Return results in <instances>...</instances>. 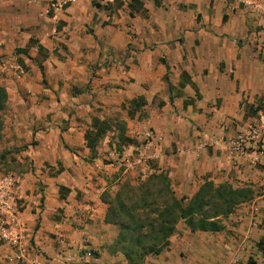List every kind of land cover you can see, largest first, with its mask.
Here are the masks:
<instances>
[{"label":"crops","instance_id":"crops-1","mask_svg":"<svg viewBox=\"0 0 264 264\" xmlns=\"http://www.w3.org/2000/svg\"><path fill=\"white\" fill-rule=\"evenodd\" d=\"M47 2L0 0V84L7 90L2 133L11 144H28L21 155L36 167L18 176L22 258L0 240V264L126 263L119 227L105 221L109 176L81 159L98 161L84 134L94 120L106 121L109 129L95 147L105 151L102 144L117 133L109 115L124 105V134L137 140L124 143L167 174L175 194L191 197L205 179L249 185L254 195L264 190L256 152L238 155L230 144L239 129L264 120V14L233 0L100 6L76 0L55 21L41 14ZM139 96L147 115L139 118L136 110L130 117L129 102ZM38 178L45 183L43 203ZM260 205L258 226L251 224L250 200L210 234L191 232L182 220L169 244L146 262L264 264Z\"/></svg>","mask_w":264,"mask_h":264},{"label":"rangeland","instance_id":"rangeland-1","mask_svg":"<svg viewBox=\"0 0 264 264\" xmlns=\"http://www.w3.org/2000/svg\"><path fill=\"white\" fill-rule=\"evenodd\" d=\"M126 110L127 108L124 105L121 107V111L115 112L116 115H109L111 125L117 127L114 130H117V133L114 138L113 136H109L107 138L109 141H105V145L102 144L105 151L99 152V148L95 149L96 153L94 154L99 157L98 161L94 162L90 155H81V159L83 160V166L88 168L93 167L100 174L109 176L108 181L110 186L103 192V199L110 203L115 211L118 210L120 205L123 206V210L121 212L118 211L119 219L129 224L130 228L124 232L125 240L120 241V244L123 246L124 252L130 251L129 254L132 258L130 261L126 259L125 264H146V258L150 254H143L141 247L148 244H161L163 239H161V235L157 229L162 220L166 219L165 216L160 214L163 206L169 200V192L165 187L166 181L158 175L161 171H158L156 164L141 156L140 150L132 149L126 143L119 140L118 136L120 132L126 133L129 129L126 126V121L121 116L126 113ZM138 112L139 118H145L147 115L143 109H138ZM61 126L63 127L64 123ZM7 127H10L9 123ZM17 140L19 138L15 141ZM144 140H146L144 137L138 139L140 143H144ZM10 141L9 133H2L0 137V152L9 151V153L6 154L4 159L0 160V175L11 173L18 177L29 170L33 171L36 168L33 161L30 157L21 155V151H23L21 148L24 145L28 147V144L19 143L15 145L11 144ZM35 143L36 141L32 139L29 145H35ZM161 174L168 178L167 174L163 171ZM152 175L154 177H151ZM35 184L36 193L41 194L40 202L43 203L45 183L42 178H38ZM64 189L68 190V188ZM263 191L259 190L255 195L253 193L250 201L253 200L257 204H263L264 206V198L261 196ZM174 195L176 197L181 196L175 194V192ZM180 221L182 220H179L177 223ZM182 222L185 223L184 221ZM206 234L210 233L207 232ZM136 238L141 239V245H139ZM147 264H157V261L149 259Z\"/></svg>","mask_w":264,"mask_h":264},{"label":"trees","instance_id":"trees-1","mask_svg":"<svg viewBox=\"0 0 264 264\" xmlns=\"http://www.w3.org/2000/svg\"><path fill=\"white\" fill-rule=\"evenodd\" d=\"M95 5L100 6V3L95 2ZM16 50L25 52V49L22 48H17ZM165 79L169 83V89L172 90V85L168 80V76H165ZM170 100L172 101V95L170 96ZM6 102L7 90L0 84V137L4 127L3 111L5 110ZM143 104L144 98L141 96L132 99L129 102V116L132 117L135 114V111ZM132 106L135 108H132ZM258 109L260 108L256 107L255 111ZM108 129L109 124L106 121L99 119L94 120L92 128L87 129L84 134L86 146L91 151H94L99 139L106 134ZM118 137L121 142H127L129 144L137 143V140L126 136L124 132H120ZM25 148L26 145H24L21 149ZM8 153L9 151L0 152V160L4 159ZM158 175L166 181L165 187L169 192V200L163 206V210L160 214L165 216L166 219L162 220L159 228L157 229L158 233L161 235V239L163 240L161 244L158 245H143L141 247L143 254H159L163 248L169 244L168 238L175 232V226L179 220H183L191 232H215L221 230L223 228V219L233 212L239 204L249 201L253 197V189L249 185L233 186L228 182L216 184L212 180L208 179L204 180L191 197H188L187 195L176 197L174 192L170 189L168 178L163 176L161 172ZM151 177H154V175ZM107 205L105 221L119 227L117 242L120 243V241L125 240L124 232L130 228V225L119 219L118 211L121 212L123 210L122 205H120L116 211L112 208L110 203ZM136 240L139 245H141V239L136 238ZM258 245L260 249H264V238L259 240ZM129 252L130 251L124 253L126 255V259L130 261L132 258Z\"/></svg>","mask_w":264,"mask_h":264},{"label":"built area","instance_id":"built-area-1","mask_svg":"<svg viewBox=\"0 0 264 264\" xmlns=\"http://www.w3.org/2000/svg\"><path fill=\"white\" fill-rule=\"evenodd\" d=\"M76 0H48L44 14L51 19L57 21L65 12L66 8ZM97 3L108 4L113 0H92ZM245 6L249 10L259 11L264 14V5H260L259 0H233ZM18 74H23V68L16 66ZM149 136L152 133L149 132ZM230 144L235 152L240 155L244 154L248 149L256 152L255 164L264 169V120L248 123L239 129L231 138ZM18 189V177L13 174L0 175V240L12 247L13 257L16 260L22 258L21 253V235L18 226L16 194ZM264 198V191L262 193ZM261 205L255 201H250L251 224L258 226L261 223ZM87 256H91V251H86ZM29 264H40L32 261Z\"/></svg>","mask_w":264,"mask_h":264}]
</instances>
